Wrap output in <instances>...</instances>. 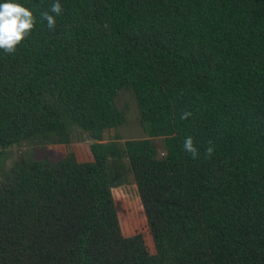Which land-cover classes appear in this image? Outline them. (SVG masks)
Masks as SVG:
<instances>
[{
	"label": "trees",
	"instance_id": "16d2710c",
	"mask_svg": "<svg viewBox=\"0 0 264 264\" xmlns=\"http://www.w3.org/2000/svg\"><path fill=\"white\" fill-rule=\"evenodd\" d=\"M15 2L37 23L0 50V152L89 140L1 171L0 264H264V0H60L53 30L55 0ZM120 87L148 134L123 140L145 232L122 231L106 174Z\"/></svg>",
	"mask_w": 264,
	"mask_h": 264
},
{
	"label": "rangeland",
	"instance_id": "374dc122",
	"mask_svg": "<svg viewBox=\"0 0 264 264\" xmlns=\"http://www.w3.org/2000/svg\"><path fill=\"white\" fill-rule=\"evenodd\" d=\"M115 103L123 109V119L108 134H103L106 148V174L111 185L118 220L124 233L136 230L145 232V220L132 180L131 171L124 154L123 140L148 136L138 120L134 96L129 88L120 87L115 96ZM102 136V135H101ZM89 139L86 131L76 124H70L66 138L57 140V134L47 136L34 134L14 144L8 145L0 152V173L13 162L31 161L42 154L48 158L58 157L69 150L76 141ZM160 153V151L158 152ZM1 175V174H0Z\"/></svg>",
	"mask_w": 264,
	"mask_h": 264
},
{
	"label": "clouds",
	"instance_id": "9594fccd",
	"mask_svg": "<svg viewBox=\"0 0 264 264\" xmlns=\"http://www.w3.org/2000/svg\"><path fill=\"white\" fill-rule=\"evenodd\" d=\"M63 12L60 0L50 6L48 11L41 13V20L47 22V28L53 30L56 26V17ZM37 23V18L30 8L23 6L15 0H6L0 3V50L6 54L15 53L17 46L31 35ZM192 113L185 111L181 114V119H188ZM205 149V156L211 157L214 152V145L211 140ZM183 149L191 155L193 159L199 156L197 147L191 136L183 141Z\"/></svg>",
	"mask_w": 264,
	"mask_h": 264
},
{
	"label": "crops",
	"instance_id": "0c3cea01",
	"mask_svg": "<svg viewBox=\"0 0 264 264\" xmlns=\"http://www.w3.org/2000/svg\"><path fill=\"white\" fill-rule=\"evenodd\" d=\"M112 127V126H111ZM110 126L109 127H104L103 129H102V131H101V135H102V138L103 139H105L104 137H103V134L105 133V131H106V133L108 132V130H109V128H111ZM113 128V127H112ZM108 134V133H107ZM87 140H89V139H87ZM86 140V141H87ZM76 142H84V141H76Z\"/></svg>",
	"mask_w": 264,
	"mask_h": 264
},
{
	"label": "built area",
	"instance_id": "2783aa9c",
	"mask_svg": "<svg viewBox=\"0 0 264 264\" xmlns=\"http://www.w3.org/2000/svg\"><path fill=\"white\" fill-rule=\"evenodd\" d=\"M162 151H160V153H161Z\"/></svg>",
	"mask_w": 264,
	"mask_h": 264
}]
</instances>
